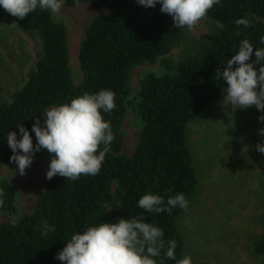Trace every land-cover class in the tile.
Instances as JSON below:
<instances>
[{
	"label": "trees",
	"instance_id": "16d2710c",
	"mask_svg": "<svg viewBox=\"0 0 264 264\" xmlns=\"http://www.w3.org/2000/svg\"><path fill=\"white\" fill-rule=\"evenodd\" d=\"M82 2L98 8L106 4L107 13L92 19L79 42L78 83L69 65L64 22L54 20L49 10L39 7L21 20L0 6V22L16 23L40 42L38 58L24 84L9 100L0 99V164L14 163L10 161L13 152L7 133L15 131L21 139L17 124L29 130L35 147L32 125L50 107L103 89L115 93L116 104L111 113L102 112L111 122L115 139L99 174L81 175L75 181L59 175L46 178L30 212L14 222H0V264H66L56 257L72 235L141 213L147 222L163 230L166 243L177 242L176 260L182 259L185 242L176 222L184 210L177 207L171 214L149 215L137 206L138 200L148 192L163 195L165 200L183 193L189 202L192 200L198 177L188 124L223 95L226 83L217 79L215 72L218 67L223 70L241 41L247 39L253 44L252 60L255 48L264 47L259 43L264 36V0H220L204 17L209 33L191 38L188 49L177 59L169 52L184 39L187 27L173 26V18L160 11V3L146 8L137 0H79ZM64 3L76 5L74 0ZM246 15L259 17L254 27L234 23ZM158 58L162 70L146 71L139 79L138 90L132 93L131 69ZM127 109L140 121L131 154L122 151L121 125ZM0 190L4 193L0 211L17 215L12 181L0 176ZM262 190L264 195V181ZM258 218L262 230L250 238L249 252L264 264V208ZM163 255L155 258L158 264ZM176 260L164 259V264H176Z\"/></svg>",
	"mask_w": 264,
	"mask_h": 264
},
{
	"label": "rangeland",
	"instance_id": "374dc122",
	"mask_svg": "<svg viewBox=\"0 0 264 264\" xmlns=\"http://www.w3.org/2000/svg\"><path fill=\"white\" fill-rule=\"evenodd\" d=\"M106 13V4L98 8L90 2L72 6L64 3L59 14L51 13L54 20L66 25L69 65L76 83L81 79L79 42L92 19ZM209 27L203 18L192 30L186 28L184 39L171 48L169 55L177 59L188 49L191 38L205 37ZM39 51L36 35L31 36L16 23L0 22V99L9 100L12 92L24 84ZM148 70H162L159 58L131 69L132 93ZM224 95L188 124L198 184L187 211L178 216L176 224L185 242L184 257L190 256L192 264H262V260L251 256L249 247L250 238L262 230L258 217L264 208V153L257 151L256 145L264 144V135L259 134L264 122L258 120L264 112L254 105L244 109L225 106ZM44 119H40L42 126ZM139 130L137 115L127 109L121 125L122 151L126 154L133 151ZM51 159L46 149L36 152L25 175L19 174L15 163L0 164V176L14 184L19 209L13 216L0 211V222H14L33 209Z\"/></svg>",
	"mask_w": 264,
	"mask_h": 264
},
{
	"label": "clouds",
	"instance_id": "9594fccd",
	"mask_svg": "<svg viewBox=\"0 0 264 264\" xmlns=\"http://www.w3.org/2000/svg\"><path fill=\"white\" fill-rule=\"evenodd\" d=\"M65 0H0V6L10 15L23 20L38 7L59 14ZM79 4V0H74ZM146 8L161 4L160 11L173 18V26L192 30L208 11L220 4V0H137ZM259 17L246 15L234 21L236 25L254 27ZM259 43L264 45V36ZM244 39L238 51L227 60L225 67L216 69L215 77L226 83L222 104L233 109L255 106L264 112V47L255 48ZM116 107L115 93L103 89L95 94H84L46 110L43 126L39 118L32 125L35 133L34 147L32 136L21 123L17 124L22 138L17 139L15 131L7 133V143L13 155L10 161L19 169L20 175L31 166L33 156L41 149L52 154L46 178L51 180L59 175L68 180H77L81 175L99 174L110 145L114 141L111 122L103 118V113H111ZM264 122V115L258 117ZM264 135V128L259 130ZM101 145L103 146L101 150ZM257 151L264 153V144L256 145ZM98 153V154H97ZM4 193L0 190V197ZM0 199V206H3ZM189 201L183 193L165 196L145 193L138 200V207L149 215L167 212L173 208L188 209ZM175 240H164V232L158 226L147 222L145 215L137 214L130 218L118 219L116 223L102 222L91 226L82 233H76L57 254V259L66 264H158L157 257L176 260ZM176 264H192L190 256L176 260Z\"/></svg>",
	"mask_w": 264,
	"mask_h": 264
}]
</instances>
